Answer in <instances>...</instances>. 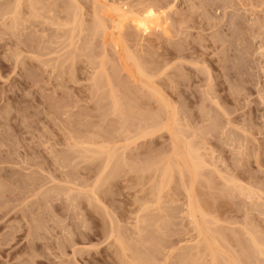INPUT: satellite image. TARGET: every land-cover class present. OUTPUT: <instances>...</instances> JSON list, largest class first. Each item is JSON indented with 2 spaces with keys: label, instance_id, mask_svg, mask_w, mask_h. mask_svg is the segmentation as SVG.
Returning a JSON list of instances; mask_svg holds the SVG:
<instances>
[{
  "label": "rangeland",
  "instance_id": "1",
  "mask_svg": "<svg viewBox=\"0 0 264 264\" xmlns=\"http://www.w3.org/2000/svg\"><path fill=\"white\" fill-rule=\"evenodd\" d=\"M16 1L0 0V264H193L212 223L219 264H264V0H108L164 11L141 36L108 28L118 43L94 0Z\"/></svg>",
  "mask_w": 264,
  "mask_h": 264
},
{
  "label": "bare ground",
  "instance_id": "2",
  "mask_svg": "<svg viewBox=\"0 0 264 264\" xmlns=\"http://www.w3.org/2000/svg\"><path fill=\"white\" fill-rule=\"evenodd\" d=\"M19 0H17L16 2H18ZM78 1V0H77ZM15 2V3H16ZM73 2H74V0H73ZM92 2H94V3H92V4H95V6L93 5V8L94 9H96V10H94L95 12L93 13V19H94V22H93V30L95 31V30H99L100 32H102V35H104V36H108L107 34H110L109 32H108V30H110V29H108V28H111V32L112 31H115V32H112V33H116L115 35L116 36H118V38H119V40H121L120 39V34H121V32H123L122 30L124 29V26H126L127 24H132V27L134 28V30L137 32H134V33H136V35L138 34V36H141V35H143V32H144V30L146 29V28H149L150 27V24H152V23H159V17H160V15L164 12L163 10H162V12H160L161 10H159V11H156V9H154L153 7H152V4H151V6L150 5H147V6H145V7H142V8H140L139 7V9H137V11H135V12H133L130 8H128V7H125L124 8V6H118V5H115L113 2H109L108 0H94V1H92ZM70 3V2H69ZM8 4H10V3H8ZM19 4V3H18ZM73 4V3H72ZM76 4V3H75ZM10 5H12V4H10ZM71 6V5H70ZM77 6V5H76ZM96 6H97V8H96ZM131 6V5H130ZM13 9L15 8V7H18V6H11ZM156 7H157V4H156ZM71 8H73V5L71 6ZM159 8V7H158ZM16 10H17V8H15ZM14 9V11H12L11 13L13 14V12H14V14H16V13H18V12H16V10ZM159 9H161V8H159ZM7 11H11V10H7ZM18 11V10H17ZM77 10H75L74 9V12H76ZM73 12V13H74ZM9 14V13H8ZM13 14V16H15ZM11 15V14H10ZM94 15H95V17H94ZM3 16V15H2ZM74 16L76 17L77 15H75L74 14ZM73 16V18H75ZM15 18V17H14ZM15 21V20H14ZM123 28V29H122ZM93 30H91V31H93ZM131 31V30H130ZM110 34V35H113V34ZM131 34H132V32H131ZM115 35H113L114 37H115ZM121 35H123V34H121ZM137 36V37H138ZM109 37V36H108ZM110 37H112V36H110ZM117 37H115L114 39L115 40H117L116 39ZM110 40H112V39H110ZM109 40V41H110ZM119 40H117V43L119 42ZM108 41V40H107ZM112 42V41H111ZM115 42V41H114ZM138 42V41H137ZM114 44H116V43H114ZM125 44V43H124ZM127 44V43H126ZM118 45V44H117ZM136 45V44H135ZM141 45V44H140ZM116 46V45H115ZM114 46V47H115ZM126 46V45H125ZM138 46V45H137ZM126 48H127V46H126ZM129 48V47H128ZM140 48H141V46H140ZM127 51H129V49L127 50ZM134 54V53H133ZM131 57V56H130ZM130 59V58H129ZM131 59H134L135 60V57H134V55H133V57L131 58ZM137 59V58H136ZM138 60V59H137ZM136 61V60H135ZM137 62L138 61H136V64H137ZM135 63V62H134ZM139 63V62H138ZM141 63V62H140ZM139 63V64H140ZM138 65V64H137ZM137 65H135L136 66V69H137V73H138V75H142V74H144V72L142 71V67H140V68H138V66ZM142 65V64H141ZM130 66V65H129ZM136 71V70H135ZM99 87V86H98ZM109 94V93H108ZM113 97V96H112ZM115 100V99H114ZM113 100V101H114ZM115 102V101H114ZM114 102H112L113 104H117L116 102L114 103ZM121 105H119L118 104V106L117 105H114V110L115 109H117L118 107H120ZM122 107V106H121ZM121 109V108H120ZM104 111V110H103ZM119 111V110H118ZM113 114H115V112L113 113ZM123 124V123H122ZM143 132V131H142ZM189 146V145H188ZM102 150V149H101ZM189 151H191V153L192 152H194V151H192V150H189ZM195 153V152H194ZM188 154V153H187ZM196 154V153H195ZM194 154V155H195ZM110 155V154H109ZM185 155V154H184ZM193 155V156H194ZM197 155V154H196ZM109 157V156H108ZM107 157V158H108ZM197 156H195L194 158H196ZM106 158V159H107ZM108 160H109V158H108ZM195 160L196 161H198L199 159L198 158H196V159H193V160H191V161H193L195 164L194 165H196V164H198V162H200V161H198L197 163L195 162ZM117 164V163H116ZM167 164V163H166ZM169 164V163H168ZM200 164H202V163H200ZM194 165H192V166H194ZM203 165V164H202ZM159 166V165H158ZM191 166V168L190 169H192V168H196L197 166H195V167H192ZM200 166V165H199ZM114 167V166H113ZM161 167V166H160ZM164 167V166H163ZM177 167V166H176ZM179 167V166H178ZM164 168H167V167H164ZM163 168V169H164ZM199 168V167H198ZM163 169H162V171H163ZM169 169H172V167L171 168H168V170ZM187 170H188V172L189 173H191V171L188 169V166H187V168H186ZM193 169V170H194ZM112 170H113V168H112ZM195 170H197V169H195ZM195 170L194 171H192L193 173L195 172ZM166 171V170H165ZM170 171V170H169ZM183 170L182 169H179L177 172H179V174L182 176L183 175V172H182ZM168 172V171H167ZM163 173H164V171H163ZM162 173V174H163ZM171 173H173V170H172V172ZM171 173L169 174V172H168V175H171ZM201 173V172H200ZM110 174V173H109ZM161 174V175H162ZM197 174V173H196ZM196 174H194V175H196ZM164 175V174H163ZM166 175V174H165ZM190 175H192V173L191 174H189L188 176H190ZM172 176V175H171ZM180 176V177H181ZM197 176H199V174L197 175ZM161 178V177H160ZM159 178V179H160ZM164 178V177H163ZM169 178V177H168ZM182 178H183V176H182ZM193 178H194V176H193ZM172 179H168V181H167V183L169 182V181H171ZM160 183L158 182V184H163L162 182V178L160 179ZM160 185V187H162ZM161 190V188L159 189V190H157L158 192L157 193H159V191ZM191 190V189H190ZM186 192V191H185ZM246 192V191H245ZM212 198V197H211ZM190 198H188V200H189ZM191 200V199H190ZM187 204V203H186ZM187 206V208H188V214L189 213H191V215H190V217H192V215H193V217H194V219L195 220H193L192 218V220H193V223L196 221L197 223H199L200 221H198L199 220V218L198 217H196L197 216V214H200L199 212L201 211V210H197V208L194 210V208H193V206H191V204L188 202V204L186 205ZM199 208V207H198ZM203 209V208H202ZM197 210V214L195 215V214H193L195 211ZM203 213V214H202ZM201 214L203 215V216H205L204 215V212H201ZM206 214V213H205ZM207 215V214H206ZM199 216H201V215H199ZM203 216H201V217H203ZM196 217V218H195ZM204 218H206V217H203V219L201 218L200 220H201V222L202 221H204L203 223L204 224H206V225H208L207 223H205V221H212V220H210V219H205L204 220ZM208 218V217H207ZM213 221H214V219H213ZM196 223V226L197 225H199V224H197ZM211 223V222H210ZM215 223V222H214ZM204 224H200L201 225V227L200 226H198L196 229L199 231V233L203 230V227H202V225H204ZM195 225V224H194ZM210 226L212 225L213 226V223L212 224H209ZM195 226V227H196ZM210 226H205V232L204 233H206L207 234V238H205L206 236L204 235V233H203V235L204 236H202L200 239V241H202L203 239V237H204V241H202L201 243H198L199 244V246L197 245V250L195 249V251H197L198 253H200V254H197V255H195V257H201V256H203L202 258H204V255H207V254H205L204 252H208V255L207 256H209L208 258L209 259H207V264H219V260L220 259H218V257L220 256L221 257V254L222 255H225V254H223V252L225 251H223V252H221V254L220 253H218L219 254V256H218V254L217 253H215L214 251H213V246L215 245L216 246V243H217V240H216V237H218V236H216V237H214L215 236V234L213 235V236H211V232H210V230L211 231H214V229L212 230V229H210L209 227ZM211 226V227H212ZM214 228H215V226H214ZM210 229V230H209ZM203 232V231H202ZM217 232H219V231H215V233H217ZM198 233V232H197ZM259 233V232H258ZM248 234H249V232H248ZM200 235H201V233H200ZM200 235H198L199 237H200ZM217 235H219V234H217ZM251 234H249V236H250ZM197 236V237H198ZM220 236V235H219ZM235 236V235H234ZM262 236V235H261ZM210 238H212L213 240V243H211V240H209ZM219 238V237H218ZM220 238H221V236H220ZM197 239V238H196ZM199 239V238H198ZM198 239H197V241H198ZM221 239H223V238H221ZM260 239H256V237H252L251 238V245L253 244V247H256L257 248V250H258V253L259 254H263L264 253V246L262 245V243H261V241H259ZM196 240H195V242H197ZM194 242V243H195ZM193 243V242H192ZM218 243H220V242H218ZM212 244H214L213 246H212ZM219 245V244H218ZM221 246V245H220ZM252 247V248H253ZM216 247H214V249H215ZM217 248H218V246H217ZM220 249H222L221 247H220ZM224 249H226V248H224ZM256 250V251H257ZM189 252V251H188ZM218 252H220V251H218ZM202 253H203V255H202ZM257 253V252H256ZM189 254H191V252H189ZM193 254V253H192ZM228 254V253H227ZM227 254H226V256L224 257L223 256V258H225V259H227L226 257H230V255L229 256H227ZM246 254V253H245ZM199 255V256H198ZM250 255V254H249ZM256 255V254H255ZM189 256H194V255H189ZM259 256H261V255H259ZM186 257H187V255H186ZM191 258L192 260H196L195 262H192L193 264L194 263H197V264H201L202 262H200L199 263V261L197 260V259H199V258ZM249 257V256H248ZM257 257V256H256ZM263 257H264V254H263ZM188 258V257H187ZM201 258V260H203ZM223 258H221V259H223ZM235 258V257H234ZM234 258H232L231 257V259L229 260V262L228 261H226L225 260V262H222V263H228V264H237L236 262H234L235 260H233ZM250 259V258H249ZM228 260V259H227ZM236 260H238V257H237V259ZM247 260V259H246ZM230 261H233V262H230ZM239 261V260H238ZM244 261V260H243ZM242 261V263H244ZM241 261H239V263H240ZM205 263V264H206ZM257 263V262H256ZM190 264V263H189ZM258 264V263H257Z\"/></svg>",
  "mask_w": 264,
  "mask_h": 264
}]
</instances>
